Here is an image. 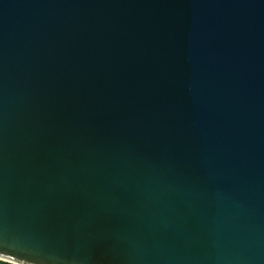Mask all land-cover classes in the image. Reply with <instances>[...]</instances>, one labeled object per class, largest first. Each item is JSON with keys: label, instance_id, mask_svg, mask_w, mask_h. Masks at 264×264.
Returning a JSON list of instances; mask_svg holds the SVG:
<instances>
[{"label": "water", "instance_id": "water-1", "mask_svg": "<svg viewBox=\"0 0 264 264\" xmlns=\"http://www.w3.org/2000/svg\"><path fill=\"white\" fill-rule=\"evenodd\" d=\"M0 261L264 264V0H0Z\"/></svg>", "mask_w": 264, "mask_h": 264}, {"label": "trees", "instance_id": "trees-1", "mask_svg": "<svg viewBox=\"0 0 264 264\" xmlns=\"http://www.w3.org/2000/svg\"><path fill=\"white\" fill-rule=\"evenodd\" d=\"M0 264H10V263H6V262H3V261H0Z\"/></svg>", "mask_w": 264, "mask_h": 264}]
</instances>
